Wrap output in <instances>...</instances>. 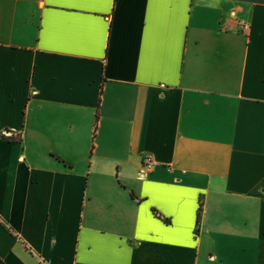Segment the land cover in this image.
<instances>
[{
  "label": "crops",
  "instance_id": "crops-1",
  "mask_svg": "<svg viewBox=\"0 0 264 264\" xmlns=\"http://www.w3.org/2000/svg\"><path fill=\"white\" fill-rule=\"evenodd\" d=\"M0 260L264 264V0H0Z\"/></svg>",
  "mask_w": 264,
  "mask_h": 264
},
{
  "label": "built area",
  "instance_id": "built-area-1",
  "mask_svg": "<svg viewBox=\"0 0 264 264\" xmlns=\"http://www.w3.org/2000/svg\"><path fill=\"white\" fill-rule=\"evenodd\" d=\"M144 164H145V166H146L147 168H150V167H151L152 162H151L150 157H147V158L144 159Z\"/></svg>",
  "mask_w": 264,
  "mask_h": 264
},
{
  "label": "trees",
  "instance_id": "trees-1",
  "mask_svg": "<svg viewBox=\"0 0 264 264\" xmlns=\"http://www.w3.org/2000/svg\"><path fill=\"white\" fill-rule=\"evenodd\" d=\"M0 264H3L1 260H0Z\"/></svg>",
  "mask_w": 264,
  "mask_h": 264
}]
</instances>
